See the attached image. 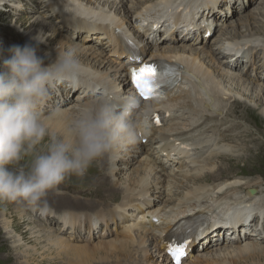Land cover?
I'll list each match as a JSON object with an SVG mask.
<instances>
[{"label": "bare ground", "instance_id": "bare-ground-1", "mask_svg": "<svg viewBox=\"0 0 264 264\" xmlns=\"http://www.w3.org/2000/svg\"><path fill=\"white\" fill-rule=\"evenodd\" d=\"M4 1L6 0H0V3ZM17 1L19 2L22 0L11 1V6L14 8L17 7ZM28 1L36 3L35 7L37 9H40L38 8L39 6L37 3H45L47 5L45 12H49L44 15L47 19L50 14L58 17L60 22H62L64 18L76 14L96 18L100 24L95 25L94 27H89L91 31L88 30L87 34L92 35L93 31L101 30L102 34L100 32L99 37L104 38L106 41L102 43L100 42V45L104 47L107 45L110 46L112 55L117 57L110 60L108 57H105L102 52L94 49L92 50L90 47L79 48L81 49L78 54L79 59L91 70L89 74L90 79H86L76 86L67 83L64 84L65 87H63V85L56 86L51 90L48 100L40 107L43 116L46 115V113L51 115L47 120V123L49 131L53 135H60L64 132L68 121L73 116L74 110L86 98L91 96L96 84H102L105 87L122 92L121 94L131 93L139 97L130 86L131 68L137 69L143 64H147L151 61H159L175 65L179 67L181 71L178 83L170 88L164 95L159 96L162 100H141L143 104L150 108V116L148 126L142 131L141 138L136 144L139 147L137 146L134 148L135 152H133L134 158H138L140 155H145L140 162L142 163L140 168H136L131 174L126 175L129 165L121 164L120 159L122 161L125 160L122 159L118 151L128 148L127 146L120 147L105 156L104 161L101 159L98 160V172L102 177L99 175L94 177L97 178L96 181L98 183L96 189L99 191L101 190L109 197L108 199L102 198L101 200L98 198H92L88 201L99 200L100 203H116L121 200L120 204L113 208V210L106 209L105 213H103L104 216L113 215L114 218V215H118L119 213L125 214L126 211L129 210L142 214L140 217L136 215V217L131 220L132 223L125 227V233L130 237L131 242L137 243L136 249L145 246V238V241L149 239L151 242L155 243V246H152L153 248L159 249V247L162 246L164 248L162 255L167 259L170 255L168 254V257L166 251L174 244L172 243L173 229L178 227L182 220L187 218L192 219L197 216H205L206 213L207 216L209 214L210 216L204 218L205 220L194 230L191 239L183 244L186 245L184 249V255H186V257L193 255L195 250L204 249L210 244V239L217 238V235H221L222 237L219 241H224L223 243L226 244L225 240L231 239L228 237L229 234L236 235L237 239L229 241L227 245L232 244L234 246H239L242 244L241 247L228 248L231 250L230 252L226 249L228 251L227 254L233 256L228 258L227 261L229 264H241V261L246 262L251 258L259 259L264 257V206L258 204L256 198H254L256 195H250L249 184H245L242 180L237 179V177L241 175L234 174L231 177H224L225 180H223V176H218L219 172H225L228 169L230 163L228 166H225L226 164H222V166L219 167L216 166V161H225L231 157L238 159V152L234 150L240 148L241 145L253 146L254 144L255 146L256 142L253 140L254 137L247 139L246 135L237 136L233 133L236 123H225L227 120L225 117L228 116V113L235 112L236 114H239L240 109L246 111L254 109L243 102L236 101L237 103H235L232 100L231 105L228 108L222 109V116L219 122L217 120V115L220 113L216 114L219 108L215 109V106H219L221 104L220 102H224L225 104L231 100V97L227 96V94L223 92L224 90L221 91L219 88L217 89V86H220V84L211 79L212 77H218L222 81H231L234 84V87L236 86V88L242 90L243 93L256 98L260 103V107H263L264 40H258L256 37L257 35L264 37V30L252 34L251 30L247 29L246 33L238 34L236 30L233 29L232 32L234 34H232V37L229 34L224 33L227 31L224 30L221 34L223 36L226 34L228 37H226L222 43H220V38L213 41L214 44L220 43L218 49L215 51L210 49L207 50V48L204 49L201 46L202 48L200 47L199 51H197L198 48L191 49V46L197 47L200 44H205V46L208 45L209 48V46L213 44L210 41L211 31L209 30V26L204 27V17L206 18L205 20H210V24L206 25H221L218 23L219 18L215 14V9L219 3L214 2L217 0H158V3H154L155 5H150L149 0H144L143 4L140 3L141 6H137L139 0H134V2L137 1V3L135 5L133 4L134 2H130L127 10L129 14L128 17L124 14V0ZM83 2L86 3L83 4ZM211 2L212 4H210ZM24 11H27V9ZM188 16L190 17L188 18ZM36 19H38V21L35 22L34 20L31 23L32 26L26 30L27 35L24 37H27L29 42L31 37L40 34L45 40V43L41 45L40 54L51 53L52 55H55V47H46V43L50 46L51 42L49 41L55 39V31L53 27L49 24L47 25V23L42 20L41 16ZM225 20L226 19L224 18V21ZM247 21H245L246 28L251 25L249 24L250 21ZM22 22L20 21V25L23 24ZM162 26L166 28L167 34L169 33V36L164 35V37H166L164 41H161L160 38H155L159 28ZM175 26L181 27L173 29ZM83 28L85 29L87 27L83 26ZM28 31L30 32L28 33ZM175 33L184 35L185 37L182 36V38L186 40V36H193L196 38L197 43H190L191 46L188 47L186 44V47L183 45H175V40L173 41V37L171 36H174ZM124 37H129L131 43L136 46L141 57L139 63H136L131 51L127 50L122 45L121 40ZM231 38L233 40H231ZM82 41L87 43L84 40ZM160 42L164 43V45L162 46ZM59 45L62 46V43H59ZM223 50L228 51L229 59L228 61L221 62L219 56L222 54ZM148 52H150L151 55L143 58V55L145 54L147 56ZM256 53L260 57L257 64L252 62L254 54ZM90 55H93L94 57L89 62L85 57ZM101 56H104L103 59H101ZM205 59H208V61L204 62ZM93 60L94 62H92ZM239 62H244L245 65L252 64L255 69L258 66L262 71L260 73H245L243 70L238 72ZM105 65H107V69L101 71ZM257 70L258 69H256V71ZM108 72H111L112 75L110 76ZM204 83L205 85H203ZM208 83L211 84L215 91H212V94L210 96L208 95L207 100L203 101L207 105H202V108H204V111H200L202 117H200L199 120H194L192 119V116L200 114L193 107L195 104L198 106L200 105L198 100H200L201 95L197 90L198 88L203 90V87ZM125 85H129L128 89L125 88ZM62 88H64V90L66 88L65 93L67 94H63L64 90H62V92L59 91V89ZM192 90L198 95L196 99L190 97ZM73 92H78V94L77 97L74 98L73 105H69V99H66V97ZM226 92H228V90H226ZM186 93L188 96L187 101L178 103L177 101L182 99ZM176 95L182 97L175 98ZM226 96L227 98H225ZM159 114L162 116L161 118H157ZM157 119L159 120V123L156 122ZM178 120H184L186 124H179ZM247 125L249 126V124ZM155 127H160V129L155 130ZM222 132V136L228 140L221 136ZM143 139L147 140L145 145H142L141 143ZM235 140L239 141V144L234 143L233 141ZM231 144H233V146ZM222 145H225L226 148L222 147ZM227 148H229V150H227ZM244 153L249 155L250 152L246 149ZM149 156L156 161H161V156H164L161 166L155 168L151 161L147 159ZM181 157L183 158L182 161H180ZM232 158L230 162H235L236 160ZM240 158L241 160L246 159L243 155ZM175 161L180 166L185 165V168L174 170L173 167H175ZM119 163L121 165H118ZM103 165L107 166V173L104 172L105 168H102ZM166 167L171 169L167 174H165ZM208 168L213 169V175L206 177V175L211 174L210 171L205 170ZM175 172L179 173L178 179H181V181L188 180L190 185L195 188H186L187 193H185L186 196L184 200L179 204V210L170 211L164 218V215H160L164 210L158 208L153 209L158 203L151 202L149 197H147V194L151 190L152 192L158 191L160 194V196L157 197L158 202H161V195L168 198L171 190L168 185H162L163 181H161V176L168 180L177 179L174 175ZM202 172L204 173L199 178L198 176ZM120 174L126 175L124 181L127 185L124 187L117 186L115 183V179H117V176ZM132 174L136 175L132 176ZM148 177H151L149 182ZM203 177L204 181L209 179L210 184L211 181L213 182L211 186L214 185L212 192L215 194L208 192L211 190V187L207 186V184H209L208 182H206L204 186H200L201 181L199 180ZM224 188L227 189L224 190ZM201 190L202 194L200 193ZM237 191H242L244 196H241L240 199L238 198L236 200L234 196ZM228 192H231V194H228ZM70 197L69 194L66 195L61 191L59 193L52 191L48 194L47 201L48 204L53 203L54 206L61 204H64V206H71L70 200L74 197H71V199ZM166 202L173 201L171 198H168L165 203ZM16 203L18 205L24 204L26 208L19 206L17 207L18 210H13L14 232L20 234L22 239L31 241L33 246L32 248L29 247V249L25 248V246L23 247L21 240L17 236L15 240H12V243L17 244L14 247L15 250L19 249L17 256H19L18 259L23 260V264H59L62 263L65 257L66 259H69L70 262H75V264H90L95 258H108L114 254L122 257H127L129 255L128 249L130 243L125 242L124 239L123 241L121 240L119 244L100 243L93 247H87V245H82L81 247L71 246L68 244L69 241L56 237L54 234L55 232L53 233L49 231L44 221L37 220L39 221V223H37L35 219L32 220L33 216L25 213L26 211L28 212V210L29 212H34L31 207L24 202ZM85 205L86 204L78 202L77 210ZM132 215L133 214L130 213L126 218H130ZM251 216L254 217L249 221ZM24 217H26V219H24ZM152 218H155L157 219V222H160L156 227L151 221ZM43 219L46 220V215L42 216V220ZM256 220H260V228H257L255 225L253 231L251 229L249 230L247 228L248 224L246 223H255ZM0 222L3 230L6 231L11 228V221L1 219ZM229 222L232 223L229 226L232 229L225 228V225ZM256 223L258 225V222ZM24 224L28 227L26 228V231L29 234V238H25V233L22 231ZM258 230H260V233L256 232ZM249 231L251 232L249 233ZM6 236L8 239H11V232H6ZM12 239L14 238L12 237ZM218 251L219 250L216 252ZM52 256H54V259H51ZM55 260L58 262L56 263ZM224 261L225 259L217 261L212 260L208 264H222ZM166 264H171V262L166 260Z\"/></svg>", "mask_w": 264, "mask_h": 264}, {"label": "rangeland", "instance_id": "rangeland-1", "mask_svg": "<svg viewBox=\"0 0 264 264\" xmlns=\"http://www.w3.org/2000/svg\"><path fill=\"white\" fill-rule=\"evenodd\" d=\"M14 0H6L4 2L0 3V54L3 55H7V49L8 47H10L13 44H19V45H23V43H27V37H24L25 35H27L26 30L32 26L31 23L35 20L38 21V19H36L37 17L41 16L42 20L47 23V25L49 24L50 26L53 27L54 31H55V39L53 41H49L50 46L46 43V47H55L57 48V46L59 45V43H62L63 47H69V46H74L77 49V52L79 54L80 47L84 48V47H90L92 50H97L99 52H102L103 55L105 57H108L110 60L111 59H115L117 57L112 55V51H111V47L110 46H102L100 45V42H105L106 40L100 36V32L102 34L101 30L98 31H93L92 35L87 34V31H91L89 29V27H94L95 25L100 24L99 21L96 18H91L90 16H82L80 14H76V15H71L68 16V18H64L62 22H60L58 17H55L54 15H49V18L47 19L46 17H44L45 14H48L49 12H45L46 8V4L45 3H37L38 4V8L37 9L35 7L36 3H31L28 0H22V1H17V7H12V3ZM86 1V0H84ZM150 1V5H155L154 3H158V0H149ZM179 1V0H178ZM215 1V0H214ZM130 2H134V0H124L123 3V9L125 10L124 14L128 17L129 14L127 12L128 10V6L130 5ZM86 2H83V4H85ZM89 3V2H87ZM137 1H135L133 4L136 5ZM140 3H144V0H139V4L137 3V6H141ZM214 3H219L218 6L215 9V14L216 16L219 18L218 19V23L221 25H217L215 26L213 25H206V24H210L209 21L210 20H205L206 18L204 17V27L209 26V30L211 31V35H210V41L213 43L214 40H216L217 38H220V43L223 42L224 39H226V34H229L232 37V34H234L232 32L233 29L236 30V32L238 34L240 33H246L247 29L251 30V33L254 34L255 32H258L260 30H264V0H217ZM212 4V2L210 3ZM11 9V11H10ZM24 9V10H21ZM29 9V10H28ZM19 10V11H16ZM38 10V12H37ZM138 10V9H137ZM122 14V13H121ZM60 15V14H59ZM210 16V15H209ZM253 16V17H252ZM190 16H188L189 18ZM224 18L226 19L224 21ZM248 21H247V19ZM249 22V24H251L250 26H248V28H246L245 26V21ZM20 21L23 23L20 25ZM207 21V22H206ZM170 24V23H168ZM248 24V23H247ZM65 25V26H63ZM23 26V27H22ZM83 26H86L87 28H83ZM78 27V28H76ZM181 26H175V28H179ZM226 28V29H225ZM215 29V31H214ZM94 30V29H93ZM224 30H227L225 34V36H223L221 34V32H223ZM25 31V32H24ZM30 31H28L29 33ZM235 32V33H236ZM172 34V33H171ZM163 35V36H162ZM164 35L169 36V33L167 34V30L165 27H160L157 35L155 36L156 39L160 38L161 41H164L166 37H164ZM173 37V41L175 40V45H183L186 47L191 46L190 43H197L196 38L195 37H191V36H186V39H183V37H185L182 34H178L175 33V35H171ZM261 36V35H260ZM257 35L256 39L258 40H264V37H260ZM82 40L86 41L87 43L83 42ZM231 40H233L231 38ZM57 41V42H56ZM48 42V41H47ZM162 44V46L164 45V43L160 42ZM220 43H216V44H212L211 46L208 45L205 46L204 45H198L197 47H192L191 49H197V51H199V48L202 46L204 49L207 48L210 50H216L220 47ZM186 44V45H185ZM82 45V46H81ZM160 46V47H162ZM194 46V45H193ZM201 47V48H202ZM41 48V46H40ZM151 53L148 52L147 56L144 54L143 58H146L148 56H150ZM219 55V54H218ZM104 56H101V59H103ZM228 51L227 50H223L222 54H220L219 56V60L222 61H228ZM94 56L90 55V56H86L85 58H87V61L89 60V62L92 60ZM96 60V59H94ZM94 60L92 62H94ZM260 60V57L258 56V54H254V59H253V63H258ZM208 61V59H205L204 62ZM210 62V61H209ZM257 66V65H256ZM105 69H107V65H105V67H103L101 69V71H104ZM256 69H258L256 71ZM253 68L252 64H247L245 65L244 62H239V69L237 70L238 72H241L243 70V72L245 73H252V72H261L262 70H260V68ZM108 74L111 76L112 73L108 72ZM212 80H214L215 82H217L218 84H220V86H217V89L219 88V90H224L223 92H225L227 94V96L231 97V100H229L228 102H226L224 104V102H220L221 104L219 106H215V109L219 108L216 112L217 115V120L220 122L221 119V114H222V109H226L231 105L232 100L237 103L236 101H240L245 103L246 105L250 106L251 108H253L254 110L250 111H246V110H239L240 113L236 114L234 113H228L225 118L227 119L225 121L228 123H236L234 126V132L237 136L238 135H246V138H253V140H255V146L253 144L252 145H239L240 148H237L236 152H238V159H235V162H230L231 158L226 159L225 161H221L218 162L216 161V166H222V164H226L225 166L229 167L225 172H219L218 176H223V180L224 177H228V176H233L234 174H239L241 176L237 177L238 180H242L243 183L245 184H249L250 186V195H256L254 198H256V201L258 202V204H261L262 206H264V106L260 107V103L258 102V100L256 98H254L253 96H250L249 94L243 93L242 90L237 89L236 86L234 87V84L229 81H222L221 79H219L218 77H212ZM235 83V82H234ZM128 84V82H127ZM63 85L64 84H60ZM190 85V83H189ZM188 85V86H189ZM205 85V83L203 84ZM67 86V84H66ZM253 86V85H252ZM58 87V86H57ZM129 85H125V88L128 89ZM67 88V87H66ZM66 88L64 90V88L59 89V91L62 92V90H64L63 94H67L65 93ZM204 89H199L198 88V92L201 95L199 103L200 105H193V107L200 113V111H204V108H202V105H207L206 103H204L203 101L207 100L208 95L210 96L212 94V91H215V89L211 86L210 83L206 84V86L203 87ZM120 89V87H119ZM226 90H228V92H226ZM122 93V92H120ZM78 92H73L71 94H69L68 97H66V99H69V105H73L74 103V98L77 97ZM192 95V96H191ZM180 95H176V97L181 98L182 96ZM197 93H195L194 90L191 91L190 97L192 99H196L197 98ZM227 96L225 98H227ZM187 93L184 95V97L182 99H179L177 102L178 103H182V102H186L187 101ZM63 99V98H62ZM162 100V98H157L155 100ZM51 100V99H50ZM182 100V101H181ZM152 101V100H151ZM197 103V102H196ZM221 108V109H220ZM41 110V109H40ZM45 113V112H44ZM181 113V112H178ZM162 114V113H160ZM176 114V113H175ZM205 114V113H203ZM243 114V115H242ZM178 115V114H176ZM202 114H198L197 116H192V119L194 120H199ZM46 117H50L51 115H49L48 113H46V115H44ZM194 117V118H193ZM179 124H186V122L184 120H178ZM177 122V124H178ZM249 124V126L247 125ZM155 130L160 129V127H155ZM225 129V128H224ZM251 135H250V134ZM223 132L221 133L222 136ZM256 134V135H254ZM223 137V136H222ZM225 138V137H223ZM226 140H228L227 138H225ZM230 140V139H229ZM259 140V141H258ZM234 143L239 144V141H233ZM142 145H145L147 143L146 139H143L141 141ZM261 143V144H260ZM233 146V144H231ZM138 145H136L135 147H128L125 148L123 150H119L118 153L119 155L122 157V159H124L125 161H122L120 159L121 164H125V165H129V169L126 171V175L131 174V172L136 169V168H140L141 164L140 163L142 161V157H145V155H140V157L138 158H134V153L135 149ZM139 147V146H138ZM222 147H225V145H222ZM248 150L250 153L249 155H246L244 153L245 150ZM261 149V150H260ZM227 150H229V148H227ZM207 155V154H206ZM245 156L246 159L241 160V156ZM107 158V157H106ZM164 158V156H161V161H156L154 160L151 156L147 157V159L149 161H151V163L154 165L155 168H159L161 166L162 163V159ZM102 161H104V157L101 158ZM115 160V159H114ZM183 158H180V161H182ZM185 161V160H184ZM176 162V161H175ZM120 163L118 165H121ZM99 167V162L97 161L89 170H88V174L86 173V175L82 178H76V177H69L67 178L56 190H54L53 192H57L59 193L60 191L65 193L66 195H70L71 197H74L71 199L70 197V205H58V206H54L53 203L49 204L51 211L46 214V220H42V216L38 213V212H28L26 211V214H31L32 220H36L37 223H39V221H44L45 224L47 225V229L51 232H55L54 234L56 235V237H59L61 239H66V241H69V245L71 246H79L81 247L82 245L87 247H93V246H97L100 243L102 244H107V243H114V244H119V242H121V240L125 242H129L130 243V247L128 249L129 251V255L127 257L125 256H117V254H114L113 256H109L108 258H100V259H93L90 264H166V260L170 261L171 264H174L171 260L167 259L165 256L162 255V252L164 250V248L162 246L159 247V249L153 248L152 246H155V243L151 242L149 239L147 241H145V246L144 247H140L139 249H136L137 247V243L136 242H131L130 237L125 233V227L128 226L130 223H132L131 220H133L136 215L138 217H140L142 214L137 213V212H133L131 210L126 211L125 214H118V215H108V216H104L103 213H105L106 209L109 210H113V208H115L117 205L120 204V201L115 202H107V203H100L99 200L103 199H108L109 196H107L106 194H104V192H102L101 190H97L96 187L98 186V183L96 181L97 175H99L100 177H102L100 175V173L98 172V168ZM102 168H105L104 172L107 173V166L103 165ZM143 168V166H142ZM167 168V167H166ZM185 165H179L177 164V162L175 163V167H173L174 170H181L184 169ZM215 168V167H214ZM171 169H165V174L169 173ZM207 171H210L211 174L210 175H206L207 176H212L213 175V169H205ZM204 170V171H205ZM94 173V175H93ZM125 173V172H124ZM182 173V172H181ZM204 172H202L198 177L200 178L203 175ZM125 174H120L117 176V179H115V183L118 186H126V182L124 181L126 178ZM136 174H132V176H135ZM174 175L176 176L177 179H167L161 176V181L162 185L165 186H169L171 193H169V197L171 198L173 202H166V200H168V198H165L164 195H161L160 197V201L158 202L157 197L160 196V194L158 193V191H153L152 190L147 194V197H149V200H151V202H155L158 203L157 205H155L153 207V209H163L164 211H162L160 213V215H164V218L168 215V213L172 210H179L178 208L180 207V203L184 200L186 194V188H190V189H194L195 187L190 185V182L188 180L185 181H181V179H178V175L179 173L175 172ZM151 177H148V182L150 180ZM199 181H201L200 186H204L206 182H208L209 184H207L208 187H211V190H209V193H213V187L214 185L211 186V184H213V182L211 181L210 184V180L206 179L204 181V177L201 178ZM94 186V187H93ZM122 187V188H123ZM65 188V189H64ZM121 188V187H120ZM229 188V187H227ZM227 188H224L227 189ZM204 189V188H203ZM59 190V191H58ZM223 190V191H224ZM88 191V192H87ZM69 192V193H68ZM68 193V194H67ZM76 195H75V194ZM202 194V190L200 192ZM231 194V192H228V194ZM99 194V195H98ZM105 195V196H104ZM62 196V195H60ZM102 196V197H101ZM171 196V197H170ZM241 196H244V193L241 191H237L235 193L234 198H236V200L239 198H241ZM67 197V196H65ZM79 197V198H78ZM68 198V197H67ZM92 198H98V201H88L89 199ZM85 199V200H83ZM74 201V202H73ZM78 202H81L83 204H86L85 206H83L81 209H78ZM85 202V203H84ZM24 207L26 208V206L24 204L18 205L16 202H7V201H0V221L1 219H5V221H11V228L9 230H3L1 228V222H0V264H23V260L22 259H18L19 256H17V252L19 251V249L15 250V247L17 244L12 243V240H15L17 237L21 240V243L23 244V247L25 246V248L29 249L32 248V244L31 241H26V239H22V237L20 236V234L14 232L13 229V222H14V217H13V210H18L17 207ZM68 206V207H67ZM168 206V207H166ZM67 207V208H66ZM72 208V209H71ZM75 208V209H74ZM130 213H132V217L130 218H126L128 217V215ZM144 214V213H143ZM210 216V214L208 215V217ZM254 216H252V218L249 220L251 221L253 219ZM24 219H26V217H24ZM87 219V221H86ZM123 219V220H122ZM39 220V221H37ZM49 220V221H48ZM129 220V221H127ZM224 220V219H221ZM151 221L153 222V225L156 227L157 224H159L160 222H157V219L152 218ZM66 222V223H65ZM248 222V221H247ZM258 222V225L257 223ZM256 222L252 223V222H248L246 224H248L247 228L250 230H254L255 229V225L257 228H260V220H256ZM43 223V222H40ZM64 223V224H63ZM224 224V223H222ZM232 223L229 222L228 224L225 225V228L227 229H232L229 226ZM26 227L25 224L22 227V231L23 233H25V238H29V234L26 231ZM154 228V227H153ZM11 232L12 236L11 239H8L6 236V232ZM251 231H249L250 233ZM255 232V231H254ZM258 233H260V230L256 231ZM17 236V237H16ZM12 237L14 239H12ZM222 236H218L217 238H211L210 239V244H208L204 249H198L195 250V252L193 253V255H189L187 257H184L183 259L180 260V264H208L210 263L212 260L213 261H217V260H224V262H222V264H229L228 263V258L233 257L230 256L229 254H227V250L228 248H233V247H241V245L239 246H234L232 244H228L227 243L229 241H234L237 239V236L229 234L228 237H230L231 239H227L226 244L223 243L224 241H219V239ZM24 240V241H23ZM218 242V243H217ZM143 243V241H142ZM13 245V246H12ZM147 246V248H146ZM226 246V247H224ZM23 249V248H22ZM217 250H219L218 252H216ZM229 250V249H228ZM231 250H229L230 252ZM214 255V257H213ZM117 257V259H116ZM119 257V258H118ZM16 259V260H15ZM51 259H54V256L51 257ZM130 262H129V261ZM69 259H65L62 261V263L59 264H75V262L72 263V261L68 262ZM22 262V263H21ZM55 262L57 263L58 261L55 260ZM241 264H264V257L261 258H251L249 260L245 261H241Z\"/></svg>", "mask_w": 264, "mask_h": 264}, {"label": "clouds", "instance_id": "clouds-1", "mask_svg": "<svg viewBox=\"0 0 264 264\" xmlns=\"http://www.w3.org/2000/svg\"><path fill=\"white\" fill-rule=\"evenodd\" d=\"M40 34L0 54V201L24 202L41 216L67 178H82L101 158L135 146L148 126L150 108L135 94L96 84L64 132L53 135L40 107L60 84L79 85L91 70L74 46L40 54Z\"/></svg>", "mask_w": 264, "mask_h": 264}, {"label": "snow or ice", "instance_id": "snow-or-ice-1", "mask_svg": "<svg viewBox=\"0 0 264 264\" xmlns=\"http://www.w3.org/2000/svg\"><path fill=\"white\" fill-rule=\"evenodd\" d=\"M164 75L165 73L159 72L155 65L143 64L139 69H132L131 82L139 90L140 95L148 99L152 96L154 87L157 86L156 82L160 81ZM156 122L159 123V120L157 119ZM185 246L181 245L169 250L176 264H180V259L184 255Z\"/></svg>", "mask_w": 264, "mask_h": 264}]
</instances>
